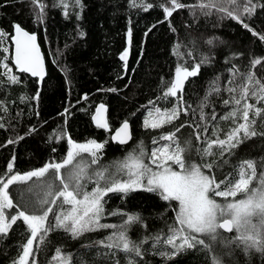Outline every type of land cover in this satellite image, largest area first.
Masks as SVG:
<instances>
[{
    "label": "trees",
    "instance_id": "16d2710c",
    "mask_svg": "<svg viewBox=\"0 0 264 264\" xmlns=\"http://www.w3.org/2000/svg\"><path fill=\"white\" fill-rule=\"evenodd\" d=\"M42 2L47 5L46 16L43 21L37 22V6L32 0H0V30L12 34L13 24L20 23L22 27L36 34L47 63V75L40 83L37 77L20 73L14 66L12 39L0 42V56L7 58L0 61V64L8 63L10 75L18 76L21 81L19 84L10 83L6 75L7 70L0 67V100L4 101L8 109L6 113L0 112L5 124L4 128H0V174L6 170L13 154L17 157L16 170L21 172L38 168L52 158L57 161L62 159L69 146L65 139L60 138L61 131L77 142H86L89 139H95L97 142L107 141L99 163L107 157H125L131 149L140 147L141 142L144 150L150 152L159 146L152 143L154 138L174 131L181 122H185V127L177 133L180 143L183 145L185 140L192 139L194 145L206 147L209 139H226L228 132L243 122L239 109L245 101L242 100L241 105L237 106L233 97L241 96V85L245 80L241 75L232 76L228 69L236 65L240 73L255 71L257 77L262 78L264 82V71L259 66L252 69L249 63L252 56H264V42L237 22L220 19L219 13L204 16L197 12V17L194 18L192 8L186 7L174 12L169 23L158 7L165 0H147L154 5L153 9L147 12L140 7H132V0H83V19L77 20L71 4L70 15L65 18L62 8L52 6L56 0ZM180 2L190 6L198 4L200 0ZM246 22L254 24L257 31L264 29V9L258 8L252 20ZM154 24L156 27H152ZM129 27L132 29V44L128 68L125 71L124 62L119 56L127 46L126 33ZM149 28L152 30L148 31ZM170 28H175V32ZM80 30L86 35L79 36ZM213 36L219 39L214 46L209 47L205 41ZM3 47H8L9 51L3 52ZM177 48L179 56L176 55ZM189 52L192 53L191 56L188 55ZM241 53L243 55H240ZM202 54L209 55L212 62L210 66L202 67L200 76L190 78V81H195L192 87L186 84L184 100L187 102L185 106H190V111L187 114L181 113L173 124H165L155 130L145 128L143 121L147 110L152 108L149 101H156L157 106L162 109L171 106L157 100L163 92L161 81L174 78L175 67L184 60L193 63L194 58L198 59ZM217 76L218 84L213 85ZM229 79L234 83L229 84ZM214 86L220 88L219 93L212 92L209 95ZM229 87H235L237 91L229 93L226 90ZM112 88L117 91H107ZM37 92L40 94L38 101L22 99L32 97ZM85 95L88 97L86 100L83 99ZM226 99L230 101L227 107L223 103ZM247 102L256 103L251 93ZM101 103L108 107L111 131L97 128L92 120L95 108ZM261 103L264 105V102ZM202 104L206 106L201 107ZM65 109H68L67 115ZM231 111H237L235 118L221 119ZM213 114L216 116L215 120L211 119ZM124 120L132 124L133 140L130 144L121 146L112 142L111 134ZM197 124L200 125L199 128L196 127ZM33 126L37 131L31 136H26L18 144L4 146L7 140L16 139L18 134L23 135ZM205 126L208 129L207 134L202 131ZM253 129L257 136L246 139L234 150L231 164H236L242 159H258L264 156V135H261L264 133V114L261 118H256ZM196 132L201 133L200 140L195 139ZM241 137L243 138V134ZM49 140L54 141L57 152L50 151L53 144L49 143ZM165 143L168 142L160 141V145ZM213 151L218 154L219 148L213 145ZM216 158L218 160V155ZM225 158H228V154H225ZM207 159L211 161L213 157ZM230 170L228 165L216 169L217 179H221ZM251 186H256V181H253ZM91 187L92 185L88 184V190H91ZM9 191L15 203L19 199L16 186H10ZM244 196V193H238L236 200ZM109 197L105 198L108 202L105 205L106 214L101 222L119 224L121 218L110 215L111 211L117 209L141 213L147 228L140 225L132 228L129 235L135 241L145 236H154L161 229L166 233L165 222L171 223L175 216L172 211L174 203L169 207L168 202L151 193L138 191L127 199L110 193ZM217 199L222 202V198ZM110 231L85 233L77 239H73L70 233L63 230L51 232L43 243L39 238L34 242L36 264H57L53 259L56 249H60L64 256L71 254V264H78L81 259L86 264H110V261L100 254L102 249L96 246L85 247L104 238ZM225 235L233 236L235 233ZM27 236L26 226L22 222L13 226L8 237L0 242V264H12L13 259L18 258L19 247L26 242ZM154 247L151 240L144 245L148 252L143 256L141 264H210L205 254L198 251H188L165 261L159 255L152 254ZM37 248L38 252L35 251ZM230 262L264 264V257L253 254L246 258L237 249L234 257L226 258L225 264ZM29 264H32L31 258ZM120 264H127L122 253Z\"/></svg>",
    "mask_w": 264,
    "mask_h": 264
},
{
    "label": "snow or ice",
    "instance_id": "6c2138e0",
    "mask_svg": "<svg viewBox=\"0 0 264 264\" xmlns=\"http://www.w3.org/2000/svg\"><path fill=\"white\" fill-rule=\"evenodd\" d=\"M32 2L37 6L36 21H43L47 5L42 0H32ZM70 4L77 20H82L85 9L83 0H56L52 6L62 8L63 15L68 18ZM131 6L140 7L145 12L154 7L147 0H132ZM158 7L169 23L174 12L186 7L192 8L194 18L197 17V12L204 16L219 13L220 19L237 22L243 29L264 42V29L257 31L254 24L246 22L252 20L258 8L264 9V0H200L198 4L190 6L181 3L180 0H165ZM161 22L165 21H158ZM152 27H156V24ZM151 30L152 28L148 29ZM170 30L175 32V28ZM78 35L83 37L86 33L80 30ZM126 37L127 46L119 56L124 62L125 71L128 68L127 61L132 44L131 27L127 29ZM7 39L14 41V66L19 72L30 73L32 77L44 81V56L37 43V35L29 33L20 23H15L12 34L0 30V42ZM218 39L213 36L206 39L205 43L212 47ZM2 51L7 53L9 49L3 47ZM176 55H180L178 48ZM188 55L191 56L192 53L189 52ZM6 59L0 56V61ZM211 62L209 55L202 54L198 59L194 58L193 63L184 60L183 63L178 64L174 69V78L161 81L163 92L157 97V100L171 106L162 109L157 106L156 101H149L152 108L147 110L143 126L155 130L165 124H173L181 113L187 114L190 106H185L186 84L192 87L195 81H190V78L200 76L202 67L210 66ZM249 63L252 69L259 66L264 71V56H252ZM0 67L7 70L6 75L10 83L21 82L18 76L10 75L8 63L0 64ZM228 71L232 76L241 75L245 80L241 85V96L233 97L237 106L241 105L242 100L245 101L239 109L243 122L238 123L228 132L226 139L219 137L214 140L209 139L206 147L194 145L192 139L185 140L182 145L177 137V133L185 127V122H181L174 131L154 138L152 143L159 146L154 147L150 152L144 150L141 142L138 151L134 149L126 154L123 160L109 164L99 163L107 141L97 142L95 139H89L86 142H77L62 131L59 133L60 138L65 139L69 147L65 156L59 161L52 158L38 168L21 172L16 170L17 157L13 154L6 170L0 174V242L8 237L14 225L18 226V222L26 226L28 236L26 242L20 245V254L17 259H13L12 264H29L30 258L32 264H36L34 242L39 238L43 243L49 233L57 230L70 233L73 239L80 238L85 233L111 230L104 238L85 246L102 249L100 254L105 256L110 264H120L121 253L124 254L127 264H141L143 256L148 252L144 245L149 240L155 246L152 254L159 255L165 261H170L188 251H198L205 254L210 264H225L226 258L234 257L237 249L246 258L253 254L264 257V156L258 159H242L236 164L230 163L231 157L235 154L234 150L238 149L246 139L257 136L253 126L256 124V118H261L264 114V105L261 103L264 102V82L262 78L257 77L255 71L240 73L236 65H232ZM218 81L217 76L213 85H217ZM228 83L233 84L234 81L229 79ZM226 90L229 93L237 91L235 87ZM107 91L116 92L117 89L112 88ZM219 91L220 88L214 86L210 89L209 95ZM250 93L256 100L255 104L247 102ZM39 98L40 94L37 92L32 97L22 99L38 101ZM87 98V95L83 97L85 100ZM223 103L227 107L230 101L226 99ZM204 106L206 105H201ZM7 111L4 101L0 100V112ZM107 112L106 105L99 104L95 108L92 120L97 128L111 131ZM67 114L68 109H65V115ZM236 116L237 111H231L221 119ZM201 118H204L203 114ZM211 119H216L215 114ZM2 121L3 117L0 116V128L5 127ZM196 127L199 128L200 125L197 124ZM35 131L37 129L33 126L23 135L18 134L16 139L7 140L4 146L18 144ZM202 131L207 134V127H203ZM112 139L121 145L131 140L128 120L122 122ZM195 139H201L200 132L195 133ZM160 141L168 143L160 145ZM48 142L53 144L50 151L57 152L54 141ZM213 145L219 148L218 154L213 151ZM225 154H228V158H225ZM208 157L213 159L209 161ZM225 165L231 170L221 179H217L215 170L222 169ZM253 181H256L254 187L251 186ZM88 184L92 185L91 190H88ZM10 186H16L19 196L15 203L13 196L10 195ZM138 191L158 196L168 202L169 207L175 204V207H172L175 213L172 222H165L166 233L161 229L154 236H145L139 241L133 240L129 235L132 228L140 225L146 229L147 225L141 213L125 212L123 209L110 212V215L121 218L119 224L101 222L106 214L105 205L108 201L105 198H110V193L121 199H127ZM238 193H244L245 196L236 200ZM217 198H222V202ZM9 210L15 211L9 212ZM225 233H235V235L227 236ZM35 251L38 252L39 248ZM53 259L57 264H71L72 256L71 254L64 256L60 249H56ZM78 264H86V262L81 259Z\"/></svg>",
    "mask_w": 264,
    "mask_h": 264
},
{
    "label": "water",
    "instance_id": "95a60500",
    "mask_svg": "<svg viewBox=\"0 0 264 264\" xmlns=\"http://www.w3.org/2000/svg\"><path fill=\"white\" fill-rule=\"evenodd\" d=\"M24 28V27H23ZM25 29V28H24ZM25 30H27V29H25ZM28 31V30H27ZM29 33H32V32H30V31H28ZM37 43L39 44V46H40V51H41V54L44 56V63H45V77H46V75H47V63H46V59H45V55H44V52H43V50H42V47H41V45H40V42H39V39H38V36H37ZM12 46H13V48H12V56H13V63H14V41L12 40ZM128 60H129V58H128ZM127 63H128V61H127ZM19 70V69H18ZM27 74H29V75H31L30 73H27ZM43 81H40V83H42ZM107 107V106H106ZM107 109H108V107H107ZM107 119H108V112H107ZM129 123H130V127H131V140H129L128 141V143H126L125 145H128V144H130L131 142H132V140H133V129H132V124H131V122L129 121ZM95 124V123H94ZM122 124V123H121ZM121 126V125H120ZM119 126V127H120ZM119 127H117L113 132H112V134H111V140H112V142L114 143V144H118V145H121V144H119V143H117L116 141H114L113 139H112V137L114 136V134H115V131L117 130V129H119ZM125 145H121V146H125Z\"/></svg>",
    "mask_w": 264,
    "mask_h": 264
},
{
    "label": "rangeland",
    "instance_id": "374dc122",
    "mask_svg": "<svg viewBox=\"0 0 264 264\" xmlns=\"http://www.w3.org/2000/svg\"><path fill=\"white\" fill-rule=\"evenodd\" d=\"M139 150V147H135L133 149H131L129 152H131L132 150ZM128 152V153H129ZM126 157V156H125ZM125 157H122V158H119L118 156H113V157H107L106 159H104L100 164L103 165V164H109V163H112V162H118V161H121L123 160ZM237 197V196H236ZM236 199V198H235ZM239 200V199H238ZM10 212V210H9Z\"/></svg>",
    "mask_w": 264,
    "mask_h": 264
}]
</instances>
